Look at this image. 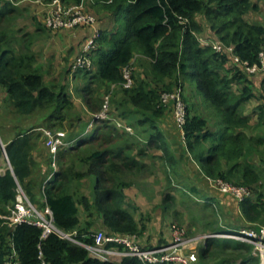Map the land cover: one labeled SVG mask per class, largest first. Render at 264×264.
Masks as SVG:
<instances>
[{
    "label": "trees",
    "instance_id": "trees-1",
    "mask_svg": "<svg viewBox=\"0 0 264 264\" xmlns=\"http://www.w3.org/2000/svg\"><path fill=\"white\" fill-rule=\"evenodd\" d=\"M61 1L71 5L83 0ZM95 4L109 13L116 26L99 30L96 48L91 52L95 68H81L76 73L86 83L96 86L85 84L81 90L90 98L110 85L125 86L126 69L130 70L137 53L147 59L148 70L154 82L163 84V91H173L174 87L191 82L202 92L204 100L220 111L222 126L211 128L207 117L197 113L198 108L187 106V120L182 129L190 153L211 178L252 190V196L240 204L242 217L249 224L235 227L214 219L206 221L204 228L209 233L237 232L245 226L259 229L264 225V149L260 148L264 147V136L250 134L249 130L264 132V74H259L261 77L255 84L244 68L233 62L229 52L217 51L213 44H202L198 35L205 31L214 33L213 39L233 46L241 60L250 65L258 63L264 49V24L246 18L251 10L259 9L258 5L251 0H95ZM19 17L15 0H0V90L4 96L0 131L6 117L18 122L13 139L4 141L12 167L5 172L1 171L0 147V263L12 259L19 264H144L136 257H125L120 262L95 259L85 247L66 238L55 233L43 238L41 227L28 222L11 226L3 217L15 206L21 185L32 203L38 202L41 209L51 210L60 230L77 231L85 242L93 243L91 233L101 229L141 234L146 226L140 228L124 192L132 184L129 179L151 169L144 158L150 156L148 151L152 146L163 151L164 157L160 158L170 167L180 166L160 128L166 108L162 91L133 70L130 71L132 85L123 87L126 99L118 101L115 109L128 124L136 117L139 133L148 134L144 138L146 146L137 144L124 124L118 126L110 117L93 116L95 121H100L98 125L83 124L77 132L66 136L67 145L58 150V170L48 179L53 172L52 154L44 159L40 144L43 132L35 122L27 121L37 116L49 121V127L59 125L60 130L64 129L68 116L63 109L70 105V99L64 84L46 83L34 49L37 37L49 27L39 22L34 32L25 31L17 27ZM235 85L239 87L237 92L233 91ZM252 100L259 103L247 114L244 107ZM91 102V109L100 108L98 103ZM256 156L260 158L258 167ZM87 177L96 178L93 198L82 191V182ZM172 184L169 178V187ZM181 189L189 193L198 191L189 184ZM163 203L165 208L174 206L176 195L164 192ZM209 205L212 203L205 202L203 206ZM81 208L88 213L84 221ZM211 209L215 218L218 217L217 208L211 206ZM95 214L98 220L102 218V224L92 218ZM239 261L262 264L254 244L209 237L198 249L196 264H238Z\"/></svg>",
    "mask_w": 264,
    "mask_h": 264
},
{
    "label": "rangeland",
    "instance_id": "rangeland-1",
    "mask_svg": "<svg viewBox=\"0 0 264 264\" xmlns=\"http://www.w3.org/2000/svg\"><path fill=\"white\" fill-rule=\"evenodd\" d=\"M15 2L19 7V13H20V17L17 19V27L25 31L34 32L37 28V25H39V22H41V18L39 19L38 14L44 13L42 20L43 19L45 20L49 14V9L51 8V3L53 2V0H15ZM83 2L86 5V10L94 15L96 22L97 21L100 22L101 19L103 18L105 20H107V18L111 19V17H108L107 15L109 13L106 10H103V7H100L101 5L97 6L95 4V0H83ZM251 3L257 4L259 9L251 10L246 15L247 20L249 22H258L264 24V0H251ZM123 15L125 16L126 13H124ZM44 20L43 23L41 22L40 24L42 25L45 24ZM115 26L116 25H114L113 27ZM81 27L83 28V26ZM76 28L79 27H75L72 29H76ZM39 33L42 32L39 31ZM47 33L48 34L46 35L45 34H43L42 36L40 35L36 39V45L38 46V51L40 54L39 65L42 67V72L44 74L45 81L48 85L64 84L66 86L65 91H66V95L70 99V105L69 106L66 105L65 108L63 109V113L65 115L67 114L68 116L67 119L65 120L64 129L60 130L59 125H55L54 127H49V121L40 120L37 118V116H34L31 119L29 118L27 121L28 124H30L31 122L32 123L35 122L37 126H40L39 129L43 132L40 144L42 149H44V153H45L44 159H47L50 156V154H52L49 147L46 144L47 142V135L45 134L46 131H50L53 134L62 132L64 134V139H65L66 136L69 135L70 133L77 132L83 124L87 125L90 123L91 125V123H93L95 126L98 125L100 121L99 120L95 121L93 116L103 117V118L110 117V119L113 122H115L114 124L118 126H122V124H124L127 132H129V135L135 138V142L136 143L139 142L141 144H144L143 146H146L145 143L146 141H144V138H147L148 134L142 132L141 135L139 133L140 130L136 126V120H135L136 117L135 119L134 118H131V120L129 119L130 121L128 124L126 122L128 120L125 121L121 119L118 110L115 109V106L117 105L118 101H120L121 99L122 100L126 99L123 87L128 88L132 85V83L128 87L123 85L121 87L115 84L110 85L109 88H105L104 90H99V91L97 90L95 94L94 95L91 94L90 95L91 97L89 98L86 95V92L82 91L81 89L86 86L85 84L90 85L91 82L86 83L87 81L84 78H81L76 74L79 69L83 68V66L76 67L78 58L82 54V49H83L81 46L82 44L72 45L73 46L72 49L68 50L64 48L67 46V44L65 43L67 36L65 34L59 35L60 37L59 38L55 36L56 34L52 33V29L50 28H47ZM207 34H209L208 31H205L203 34L200 33L198 35L203 36ZM211 35L215 36L214 33H211ZM69 44L70 43H68V45ZM79 46L81 49L77 51L76 48ZM59 51L62 52L61 59L57 58ZM50 53L54 54L53 58L52 59L46 58L45 55L48 56V54ZM61 60L63 62H60ZM93 65L94 63L91 58V66H92L91 68L93 67L95 68V66ZM133 70H135L136 74H139L142 77H146L149 81H151L153 86L160 88L162 94L166 92H171L165 90L163 91L162 90L163 84L154 82L153 77L151 76L148 70V63L145 57L140 53H137L135 55L131 63L130 71L133 72ZM129 72H127L128 73L127 75L130 76L129 78H131L132 80L131 77L132 74L129 75ZM246 72L248 74V77L251 78L255 84H257V82L261 77L259 74L261 73L253 74L248 71ZM166 81L168 82L169 79H166ZM91 86L94 87L96 86V84L92 83ZM176 87H174V89ZM238 88L239 87L235 85L233 87V91L237 92ZM183 92H184L183 95H185V102L187 103L188 108L197 107L198 113L203 114L209 119L211 123V128L216 130V128H220L222 126L220 124V120H222V115L220 111L209 101H205L202 92L198 90L194 85H192L191 82L184 84ZM91 101H94L95 104L98 103L100 108L96 107L97 110L95 111L94 109H91V106H93ZM162 103L165 105L166 108H165V113L161 118L160 128L162 132L169 139V143L172 149L177 154H179L180 152H185V149H183V147L187 146L186 140L184 139L183 136H180V138L178 135L176 136V132L180 130L178 128L180 126L174 120L171 101H169L168 103H164L162 101ZM258 103L259 101L257 100L250 101L245 105L244 112L247 114L251 113ZM78 118H81L82 121H79ZM253 122H255V119H253L252 123ZM17 123L18 122L16 120L13 122V120L9 117H6L5 120L3 121L2 125L4 129H1L0 131V141L4 144V146H5L4 141H9L13 139L15 135L14 126L17 125ZM163 125L164 127H167L169 130L174 131L175 135L170 136L169 133H167V131H163L162 128ZM249 133L250 134L263 133L264 136V132L260 131V129L254 130V128L253 129L250 128ZM102 136L104 137L109 135H102ZM260 148L261 150L264 149L263 146H261ZM148 153L150 154V156L145 157L144 160L148 163V165L151 166L150 167L151 169L149 171L142 170V172H139L138 174H134L132 176V179H129L132 180V184L130 185V187H126L124 189L126 195V201L127 203L131 204L130 210L133 211V213L135 214V218L138 221L140 228L143 225L146 226V229L143 231V233L136 234L138 240L142 244H152L153 242H163V241L167 242L170 237L169 233L171 231L169 222H172V226L186 227L189 230L190 235L208 233L204 231L205 229L204 224L206 221L209 220L212 221L216 219V221L219 220L220 224L224 223L225 215L223 214V212L219 210L220 214L218 215V217L215 218L211 206L210 207L203 206L205 202V195L207 194V191L203 189V187L205 188V185L202 181L205 180V177L202 180H200L201 177L200 178L195 177L196 175L200 176L202 174V171L199 170L197 164L190 163L191 160H193L192 158L190 159L188 157L185 158L186 160H190L186 164H184L185 169L183 165H180L177 168L176 167L172 168L165 163L164 159L160 158V157H164L162 156L163 151L160 148L152 146V148H150ZM151 155L156 156V158H151ZM53 157L54 156L52 155V160ZM56 158L58 160V152L56 153ZM38 160H42V158H38ZM259 162H260V158L256 156L255 166L258 167L260 164ZM1 163H2V169H1L2 172H5L6 169H10L9 162L4 156L3 152L1 157ZM193 167H195V169ZM56 169L58 170V166ZM169 178H171L173 182L172 187H169L168 185ZM95 179H96L95 177H87L82 182V191L91 198L94 197ZM198 179L200 180L198 181V184L202 189L200 190L202 191L201 193L199 194L189 193L187 189H181L182 186L187 184L196 185L195 182ZM215 190L218 191L219 189L216 188ZM166 191L172 192L173 194L176 195L175 205L169 208H165L166 205H164L163 203V196H164V192ZM218 192L223 194L224 193L229 194L222 190H219ZM231 197L234 198L232 195ZM42 199L44 200L45 198ZM234 200L236 199L234 198ZM33 204L43 212L45 211L41 209L40 204L38 202L34 201ZM215 205L212 204V207H216ZM175 211H178L177 215L175 214ZM235 211H237L236 208ZM87 218H88V213L81 208L82 221L86 220ZM92 218L98 220L99 217L97 216V214H95V216ZM98 222L99 224H102L103 222L102 218H100ZM96 230H100V229L96 228ZM101 230L106 231L103 229ZM240 262L241 261H239L238 264H242Z\"/></svg>",
    "mask_w": 264,
    "mask_h": 264
},
{
    "label": "built area",
    "instance_id": "built-area-1",
    "mask_svg": "<svg viewBox=\"0 0 264 264\" xmlns=\"http://www.w3.org/2000/svg\"><path fill=\"white\" fill-rule=\"evenodd\" d=\"M45 24L53 29H72L78 26H93L96 24V19L93 14L86 10V5L83 1L65 5L61 0H53L49 14L45 19ZM99 36L100 32L96 30L87 39L76 67H92L90 53L96 48ZM213 46L217 51L229 52L233 58V62L244 68L245 71L253 74H264V49L259 54V62L250 65L235 54L233 46L226 45L220 41H215ZM129 71V68L126 69V87L132 83L131 78H129L130 76L127 75ZM183 89L184 86L179 85L173 91L162 94V101L164 103L171 101L174 119L181 128H183L187 120V104L184 100ZM3 101L4 96L0 90V110ZM45 134L47 135L46 144L54 156L51 161V166L54 170L48 178L51 179L57 171L58 160L56 153L59 150L58 148L67 145V142L62 132L53 134L50 131H46ZM9 165L11 168L10 163ZM212 180L220 190L229 193L239 202L252 196V190L249 187L239 186L221 178ZM10 210L11 213L3 217L9 221L11 226L21 222L32 223L42 228L43 238L51 233H55L62 238L85 247L91 257L102 261L120 262L125 257H136L144 264H196L198 262V249L206 243L209 237H226L254 244L262 258V264H264V225L259 226V229L245 226L237 230V232H208L198 235H190L189 230L184 226H173V233L168 242L153 247H145L138 240L136 234L100 230L91 233L94 241L93 243H88L79 237L77 231L66 233L55 225L51 210L48 208L43 212L34 206L21 186L18 188L17 202ZM0 264H14V261L9 259ZM43 264L47 263L43 262Z\"/></svg>",
    "mask_w": 264,
    "mask_h": 264
},
{
    "label": "crops",
    "instance_id": "crops-1",
    "mask_svg": "<svg viewBox=\"0 0 264 264\" xmlns=\"http://www.w3.org/2000/svg\"><path fill=\"white\" fill-rule=\"evenodd\" d=\"M50 9H49V11H50ZM43 14L42 13L41 14H38V17H39V19L41 18V22L42 23H43V20H44V19L42 20ZM107 15H108V17H111L109 14H107ZM44 22H45V20H44ZM114 25H115V22L112 21V17H111V19H108L107 18V20H105L103 18V19H101L100 22L97 21L96 24L93 25V26H87L86 28L79 27V28H76V29L52 30V33L53 34H56L55 36H57V37H59V35H61V34H65L67 36L66 37V42H65L67 44V46L64 47V48L65 49H68V50H71L72 47H73L72 45L82 44V42H84V40L86 39V37L89 36V34L90 35L93 34L96 30L112 29ZM46 34H48L47 33V30H46L45 35ZM210 36H211L210 34L200 36V40H201L202 44H205V45H208V44L211 45V44H213L215 42V39H213L212 36L211 37ZM68 43H70V44L68 45ZM34 47H35V52L38 55V58H40V54H39V51H38V46L36 45ZM79 49H81L80 46L76 48L77 51H79ZM61 55H62V52L59 51L58 52V55H57V58H60L61 59ZM63 55H64V53H63ZM53 56H54V54H51V53L48 54V56L45 55L46 58H50V59H52ZM146 61H147V59H146ZM60 62H63V61L61 60ZM147 63H148V61H147ZM196 109H197V107H196ZM197 113H198V111H197ZM173 117H174V115H173ZM162 128H163V131H167V133H169L170 136H174L175 135L174 131L169 130L167 127H164V125L162 126ZM178 128L180 130L178 132L175 131L176 132V136L178 135L179 138H180V136H183L184 139L186 140L185 135H184V132H183V129L181 127H178ZM183 149H185V152H180L179 154H177L173 150L176 158L179 160L180 165H183V166L188 161H190V160H186L185 159L186 157H188L189 159L190 158L193 159V160H191L190 163H195V164L198 165L199 170L202 171V174L200 176L199 175H196L195 177H199V178L201 177L200 180L204 179V177H205V180H202L203 183H204V185H205V188L203 187V189H205L207 191V194L205 195V202H210L213 205L216 204L215 206H216V208L218 210V215L220 214V211L223 212V214L225 215V217H224V223L222 225H229V226L232 225V226H235V227H240V226H242V224H249L242 217L241 206H240L241 202H238V200H234V198H232L230 194L219 193L218 191L220 189L216 186V184L212 180L214 178H211L210 176H208V175L205 174V172L203 171L200 163L197 160H195L194 157L192 156V154L190 153V151L188 149V146H186V147L184 146ZM181 153H182V155H181ZM193 168L195 169V167H193ZM184 169H185V166H184ZM193 175H195V174H193ZM200 180L198 179V180H196V182L194 181L196 183V185L195 184H191V185H193V186H195L197 188V190H198L197 191V194H199V193L202 192V191H200L202 189L200 188V186L198 184V181H200ZM216 188H218L219 190L216 191L215 190ZM205 207H210V205L209 206H205ZM235 208H236L237 211H235ZM218 222H219V220H218ZM169 223H170L169 226H170L171 231L169 233L170 237H169L168 241L170 240V238L172 236V233H173L172 222H169ZM204 231L207 232V230H205V229H204ZM163 242H165V241H163ZM163 242H153L152 244H143V245L145 247H153V246L159 245L160 243H163ZM17 261H16L15 264H19V261L18 262ZM240 263H242V262H240Z\"/></svg>",
    "mask_w": 264,
    "mask_h": 264
},
{
    "label": "water",
    "instance_id": "water-1",
    "mask_svg": "<svg viewBox=\"0 0 264 264\" xmlns=\"http://www.w3.org/2000/svg\"><path fill=\"white\" fill-rule=\"evenodd\" d=\"M0 146L2 148V152H3L4 156L6 157V159L8 160V162L10 163V161L8 159V156H7V153H6L5 146H4V144L1 141H0Z\"/></svg>",
    "mask_w": 264,
    "mask_h": 264
}]
</instances>
